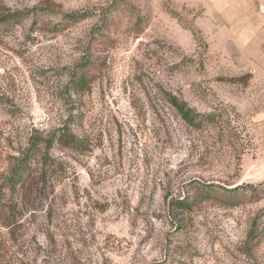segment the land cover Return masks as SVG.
<instances>
[{"label": "rangeland", "instance_id": "374dc122", "mask_svg": "<svg viewBox=\"0 0 264 264\" xmlns=\"http://www.w3.org/2000/svg\"><path fill=\"white\" fill-rule=\"evenodd\" d=\"M16 12L0 22V264H264V0H0V21ZM64 126L84 144L40 143L41 175L9 190Z\"/></svg>", "mask_w": 264, "mask_h": 264}, {"label": "trees", "instance_id": "16d2710c", "mask_svg": "<svg viewBox=\"0 0 264 264\" xmlns=\"http://www.w3.org/2000/svg\"><path fill=\"white\" fill-rule=\"evenodd\" d=\"M23 17H25V14L21 12L10 13L9 15L3 17L0 22L4 25L17 24L22 22ZM69 18L78 21L83 20V18L78 15L69 16ZM103 42H107V40ZM97 66L98 68H96ZM83 68V72L78 74L77 78H75L72 82L73 90L76 93H80L88 89L93 83L95 77L91 76V72L100 70L99 63L95 64L94 61L85 64ZM168 102L177 110L187 124L197 127L198 114H195L185 101H182L175 96H171ZM40 143H43L49 149L54 144H57L63 150L76 151L84 144V139L79 138L75 133H73L69 126H64L60 128L58 132L51 137V139H45L41 142H33L32 148L28 150L27 155H25L22 159L16 160L12 166L6 184L9 190H12L13 192L24 190L35 177L41 175L39 172L34 171L32 167V160L34 159L36 153L41 150ZM8 209L11 212L12 209ZM10 212L0 209V226L8 229L9 231L12 229V224L14 222V216L12 214L13 217H11Z\"/></svg>", "mask_w": 264, "mask_h": 264}]
</instances>
